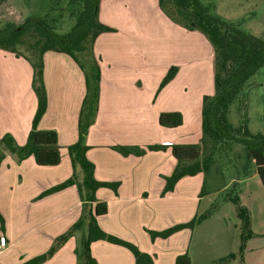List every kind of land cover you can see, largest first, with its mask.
<instances>
[{"label":"crops","instance_id":"crops-1","mask_svg":"<svg viewBox=\"0 0 264 264\" xmlns=\"http://www.w3.org/2000/svg\"><path fill=\"white\" fill-rule=\"evenodd\" d=\"M98 20L112 30L99 33L93 43L100 67L99 100L85 155L96 180L116 184L95 191L96 200L106 206L105 213L95 216L99 228L149 257L139 264H173L185 253L190 264H210L234 253L235 258L216 264H238L240 206L252 231L243 264H264V189L254 166L242 167L240 174L223 172L238 162L226 153L207 174L184 175L165 191L177 163L172 145L200 143L202 97L214 90L208 40L172 21L157 0H100ZM42 61L47 104L37 128L56 132L60 161L39 166L33 156L18 161L5 151L0 163V264H25L45 253L82 210L75 185L41 193L73 172L67 147L77 139L84 76L66 53L48 50ZM171 66L177 67L175 75L159 87ZM31 80L28 61L0 48V136L8 133L18 145L26 141L37 106ZM161 112H179L182 123L160 125ZM113 146H137L143 153L124 155ZM235 198L238 204L231 201ZM213 202L217 206L211 215L193 228L166 237L152 234L189 221ZM84 234V228L75 230L38 264H76L75 247ZM89 250L97 264H136L127 247L104 239L91 241Z\"/></svg>","mask_w":264,"mask_h":264},{"label":"trees","instance_id":"trees-1","mask_svg":"<svg viewBox=\"0 0 264 264\" xmlns=\"http://www.w3.org/2000/svg\"><path fill=\"white\" fill-rule=\"evenodd\" d=\"M99 1L68 0L67 4L74 11L75 21L65 32L56 30L55 19L48 12L33 13L20 23L7 21L0 26V48L28 61L32 68L31 87L37 99L25 143L16 144L8 133L0 136V163L6 150L14 154L18 161L33 156L39 166L55 165L60 161L56 132L37 128L47 104L42 61L45 51L53 50L68 54L81 69L85 83V95L77 122V139L67 147L73 172L64 181L41 193L43 196L75 185L82 203L81 214L66 232L55 238L45 253L25 264H38L44 261L75 230L82 228L85 229V234L75 247L76 264H97L89 250L91 241L97 239L127 247L133 253L136 264L145 259L149 260V257L141 253L133 244L102 231L95 219L96 215L106 212L105 203L98 202L95 198L96 189L102 186L112 189L116 187V184L94 178L93 164L85 155L88 149L86 144L88 127L94 121L99 100L100 67L93 52V43L99 33L112 30L98 20ZM157 1L160 9L172 21L188 30H198L213 49L214 90L212 94L202 97L200 143L172 145L171 152L177 163L172 174L166 178L165 191L171 190L175 182L184 175H194L199 171L207 174L216 159L228 153L234 144L240 145L247 159L253 163L264 189V134L252 133L246 123L234 126L227 116L229 107L236 103L240 91L246 86L249 78L264 67V41L243 29L240 23L222 18L214 11L211 4H203L200 0ZM176 71L177 67L171 66L159 87L170 81ZM158 122L162 126L175 127L182 123V115L179 112H161ZM113 148L124 155L143 153V150L137 146H113ZM148 148L153 149L155 146ZM231 201L238 204L236 198ZM216 206L217 203L213 202L208 209L189 221L152 234L166 237L181 228H193L210 216ZM238 213L241 220L238 264H243L244 244L246 239L252 236V231L245 208L239 206ZM3 222L0 214L2 231ZM235 257L234 253H230L210 264L222 263ZM173 264H190V258L186 253L178 255Z\"/></svg>","mask_w":264,"mask_h":264},{"label":"rangeland","instance_id":"rangeland-1","mask_svg":"<svg viewBox=\"0 0 264 264\" xmlns=\"http://www.w3.org/2000/svg\"><path fill=\"white\" fill-rule=\"evenodd\" d=\"M68 0H0V26L7 21L20 23L30 14H48L55 19L57 31L65 32L74 23V11L67 4ZM203 4H211L214 11L222 18L240 23L246 31L260 37L264 41V0H200ZM228 120L239 126L246 123L252 133L264 134V67L251 76L240 91L236 103L229 107ZM240 145L234 144L227 155L229 159L238 161L236 168L228 171L241 173L242 167L252 168ZM225 155V154H224ZM240 161H239V159ZM218 161H220L218 159ZM219 163V162H218ZM215 164V162L213 163ZM231 164V162L229 163ZM228 164V166H230ZM224 165L221 170H223ZM211 170V168H210Z\"/></svg>","mask_w":264,"mask_h":264},{"label":"built area","instance_id":"built-area-1","mask_svg":"<svg viewBox=\"0 0 264 264\" xmlns=\"http://www.w3.org/2000/svg\"><path fill=\"white\" fill-rule=\"evenodd\" d=\"M167 144L169 145V144H170V142H167Z\"/></svg>","mask_w":264,"mask_h":264}]
</instances>
